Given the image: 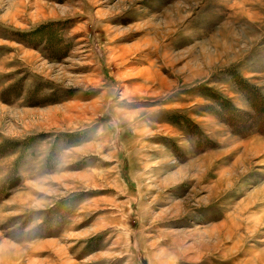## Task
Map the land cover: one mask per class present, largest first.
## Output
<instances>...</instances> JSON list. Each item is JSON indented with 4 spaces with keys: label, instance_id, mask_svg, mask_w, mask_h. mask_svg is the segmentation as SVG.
Here are the masks:
<instances>
[{
    "label": "rangeland",
    "instance_id": "1",
    "mask_svg": "<svg viewBox=\"0 0 264 264\" xmlns=\"http://www.w3.org/2000/svg\"><path fill=\"white\" fill-rule=\"evenodd\" d=\"M0 264H264V0H0Z\"/></svg>",
    "mask_w": 264,
    "mask_h": 264
},
{
    "label": "clouds",
    "instance_id": "2",
    "mask_svg": "<svg viewBox=\"0 0 264 264\" xmlns=\"http://www.w3.org/2000/svg\"><path fill=\"white\" fill-rule=\"evenodd\" d=\"M66 161L64 160V157L63 155H59L58 158H57V161H56V166H55V169H58V168H61L65 165ZM44 203H39V204H36V203H33V204H29L26 208V210L29 212V213H33L35 212L39 207H44ZM39 224V218H34L29 224H28V227H27V230H32L34 228H36V226Z\"/></svg>",
    "mask_w": 264,
    "mask_h": 264
}]
</instances>
